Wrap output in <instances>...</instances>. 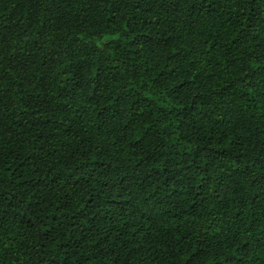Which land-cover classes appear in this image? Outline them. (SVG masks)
<instances>
[{"label":"trees","instance_id":"1","mask_svg":"<svg viewBox=\"0 0 264 264\" xmlns=\"http://www.w3.org/2000/svg\"><path fill=\"white\" fill-rule=\"evenodd\" d=\"M0 264H264V0H0Z\"/></svg>","mask_w":264,"mask_h":264}]
</instances>
